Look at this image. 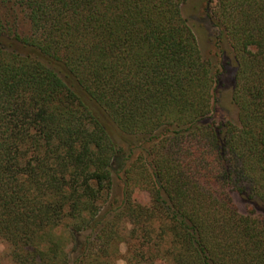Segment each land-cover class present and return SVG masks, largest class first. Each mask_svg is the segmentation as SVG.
<instances>
[{"label":"trees","instance_id":"trees-1","mask_svg":"<svg viewBox=\"0 0 264 264\" xmlns=\"http://www.w3.org/2000/svg\"><path fill=\"white\" fill-rule=\"evenodd\" d=\"M207 1L237 122L216 117L225 64L203 58L186 0H0L14 264H119L123 241L127 264H264V0Z\"/></svg>","mask_w":264,"mask_h":264},{"label":"rangeland","instance_id":"rangeland-1","mask_svg":"<svg viewBox=\"0 0 264 264\" xmlns=\"http://www.w3.org/2000/svg\"><path fill=\"white\" fill-rule=\"evenodd\" d=\"M210 6L211 5L207 0H186L183 4V14L194 30L203 58L212 61V64L216 67L220 62L225 64L221 69L222 79L218 86L220 91L218 90L217 93L218 103L217 110L215 111L216 117L218 120L231 119L237 122L238 109L231 100L234 86V74L236 71V66L233 60L234 53L228 44L221 42L219 30L213 23L214 20L212 18ZM116 168L119 169L120 164L116 163ZM115 183L114 194L121 197L123 186L122 181L116 178ZM234 197L240 211L246 212L250 204L247 198L238 193H235ZM134 199L142 204H147L150 200V195L147 191L137 189L134 193ZM257 209L258 211L263 210L260 206H258ZM126 229H123L125 236L128 235ZM127 245L126 241H123L120 244L121 257L118 261L119 264H127ZM0 259L3 264H14L8 256L5 243L2 241H0ZM140 264L156 263L143 262Z\"/></svg>","mask_w":264,"mask_h":264}]
</instances>
